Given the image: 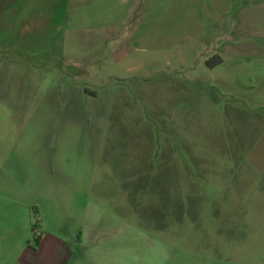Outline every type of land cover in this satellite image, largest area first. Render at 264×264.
Segmentation results:
<instances>
[{"label": "rangeland", "instance_id": "obj_1", "mask_svg": "<svg viewBox=\"0 0 264 264\" xmlns=\"http://www.w3.org/2000/svg\"><path fill=\"white\" fill-rule=\"evenodd\" d=\"M193 1L35 0L27 16L7 13L8 0L0 4V264H264V250L240 261L228 256L235 230L219 234L212 225L206 244L204 215L213 222L230 201L216 199L213 209L214 199L188 189L202 185L207 159L235 158L228 134L212 129L245 126L222 117L227 108L197 62L199 40L188 38ZM173 113L191 130L179 134L177 160L194 166L157 172L152 159L147 190L126 195L119 186L97 197L91 178L130 174L120 166L136 157L127 145L150 141L160 115ZM191 171L201 180L188 182ZM124 203L135 209L124 221L109 215ZM91 205L99 236L81 244ZM242 217L251 235L264 212ZM45 232L56 237L54 248L48 239L38 245L35 235ZM254 239L264 246V230Z\"/></svg>", "mask_w": 264, "mask_h": 264}, {"label": "crops", "instance_id": "obj_2", "mask_svg": "<svg viewBox=\"0 0 264 264\" xmlns=\"http://www.w3.org/2000/svg\"><path fill=\"white\" fill-rule=\"evenodd\" d=\"M8 1L5 11L13 12L12 16H27L30 10L33 12L35 0H27V4L24 2L26 0H18L16 3H13V0ZM196 1L199 0H194L189 5L192 14H188L187 21L191 28L188 30V38H192L194 41L198 38V43L201 46L195 49L197 55L200 54L197 62L206 64L208 57L214 54L220 55L223 60L217 66L211 68L206 65L210 72L208 82H211L213 88L218 90L219 98L217 100L227 108L222 117L224 116V119H245V126L241 129L236 126L212 129L213 133L228 134L229 142H227L228 145L225 143V148L236 151L235 158L219 162L207 159L206 163L202 164L204 166L202 185L194 183L188 189L190 192H194L193 196L214 199L212 201L213 209L217 204L216 199L230 201L225 205V201H223L222 205H219L218 211L214 210L217 217L213 222H210L204 215L202 236L206 237V244L210 245L209 230L212 225L219 234L224 229L235 230L234 242L228 246V256L234 261H240L242 258L247 259L264 250L263 244L254 239V237H259L264 230V227L261 226V224L264 225V221L259 219L254 232L249 235L245 230L247 222L242 217L243 214L246 217L257 211L264 212V0H201L199 10L196 9V3H198ZM2 2L4 0H0V4ZM20 2L25 4L26 10L19 11ZM181 62L183 63L185 60ZM98 94H93L92 97H97ZM224 106L222 107L224 108ZM91 110L93 113L96 112L93 107ZM175 117V113L170 118L163 119L160 115L155 132L151 128L150 141L141 137L138 143L131 144L132 147L127 145L126 149L134 150L136 157L132 159L133 162L129 161L120 166L124 168L122 171L130 169V174H122L125 175L122 179L111 177L108 180L111 183V189L107 185L108 181L103 180L104 178H91L93 192H98L97 197H100L99 193L110 192L114 187L116 192L119 186L126 195L137 194L142 192V189L147 190V185L144 186L147 184L145 183L147 180L144 177L153 167L152 163H149L152 159L158 162L157 172L168 166H194V162L189 159L177 160V145H181L180 141H182L179 134L191 135L189 132L191 130L189 125H182L183 131L177 125ZM95 119L96 125H98L99 116ZM229 122L231 123V120ZM239 123L243 125V122ZM134 166H136V170L132 172L133 168L131 167ZM194 173L195 171L187 173L188 182H192L191 179L201 180V177L195 179L190 175ZM174 177L177 179L179 176L176 174ZM161 180H163L162 177ZM120 183H124L125 186L123 187ZM130 185L131 190L129 191L127 188ZM197 192H202V195ZM134 207L136 208V205ZM134 211L133 207L124 203L122 206H115L109 215L112 214L117 219L123 215L125 219ZM66 213L68 214L69 211ZM97 213V209H93L92 205L89 211H86V221L83 225L81 238H79L81 244L88 245V242L99 236V234L93 235L96 229H100ZM188 236L187 240L192 241L193 236L189 234ZM54 237L51 232H45L38 238V245L48 239L51 240L50 243L54 248L57 243L53 242V239L56 238ZM213 247L215 251L219 252L217 257L222 256L223 245L217 241V243H213ZM209 258L212 259L210 256ZM79 260L81 261V259ZM48 262L51 264L52 261Z\"/></svg>", "mask_w": 264, "mask_h": 264}, {"label": "trees", "instance_id": "obj_3", "mask_svg": "<svg viewBox=\"0 0 264 264\" xmlns=\"http://www.w3.org/2000/svg\"><path fill=\"white\" fill-rule=\"evenodd\" d=\"M222 58L220 57V55L219 54H214V55H212V56H210V57H208L207 58V60H206V65L208 66V67H215V66H217L220 62H222ZM32 229L35 231L36 229H35V225H33V227H32ZM35 239L37 240V242H38V237L36 238V235H35Z\"/></svg>", "mask_w": 264, "mask_h": 264}]
</instances>
